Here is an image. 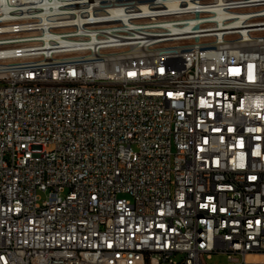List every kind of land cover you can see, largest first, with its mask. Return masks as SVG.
<instances>
[{
  "label": "built area",
  "instance_id": "built-area-1",
  "mask_svg": "<svg viewBox=\"0 0 264 264\" xmlns=\"http://www.w3.org/2000/svg\"><path fill=\"white\" fill-rule=\"evenodd\" d=\"M213 254L264 264V0H0V264Z\"/></svg>",
  "mask_w": 264,
  "mask_h": 264
},
{
  "label": "rangeland",
  "instance_id": "rangeland-1",
  "mask_svg": "<svg viewBox=\"0 0 264 264\" xmlns=\"http://www.w3.org/2000/svg\"><path fill=\"white\" fill-rule=\"evenodd\" d=\"M66 193H63V195H65ZM39 195L41 196L42 200H45L46 194L43 192H39ZM226 262H228V258L225 255H217V254H213L212 258H210L208 260V263H216V264H225Z\"/></svg>",
  "mask_w": 264,
  "mask_h": 264
}]
</instances>
